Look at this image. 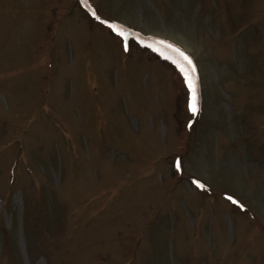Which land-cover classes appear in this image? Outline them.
Listing matches in <instances>:
<instances>
[{
    "label": "rangeland",
    "instance_id": "374dc122",
    "mask_svg": "<svg viewBox=\"0 0 264 264\" xmlns=\"http://www.w3.org/2000/svg\"><path fill=\"white\" fill-rule=\"evenodd\" d=\"M0 264H264V0H0Z\"/></svg>",
    "mask_w": 264,
    "mask_h": 264
},
{
    "label": "snow or ice",
    "instance_id": "6c2138e0",
    "mask_svg": "<svg viewBox=\"0 0 264 264\" xmlns=\"http://www.w3.org/2000/svg\"><path fill=\"white\" fill-rule=\"evenodd\" d=\"M80 2L83 4L85 2V0H80ZM92 15L99 20V17L96 16L95 13H92ZM99 22L101 24H104L106 27H108L112 32H114L117 36L121 37V39L125 38V33L119 29V27L117 25L111 24V23H107L106 21L103 20H99ZM149 47H151V45H149ZM171 47V46H168ZM125 50L127 51V45L125 44ZM178 51V50H177ZM181 57L183 58V60L186 62V64L189 66V71H185V68L178 64L177 66L180 68V71L184 74V79H185V83L189 89V102H188V107H189V111L195 115L198 113V98H197V94H196V87H195V83H196V78H195V66L192 62V60L187 57L186 55H184L183 53H180ZM175 63V61H174ZM180 161L178 160L176 162V167L177 170L180 169ZM192 183H194L196 185L197 188L201 189V190H205V185L199 181L193 180ZM225 199H227L228 201H230L232 204L237 205L238 207H242L239 202L233 198L231 195H227L225 196Z\"/></svg>",
    "mask_w": 264,
    "mask_h": 264
}]
</instances>
